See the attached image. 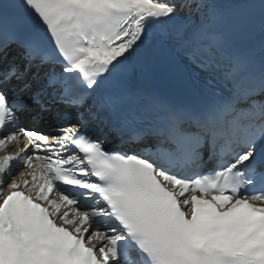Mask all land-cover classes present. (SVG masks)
I'll use <instances>...</instances> for the list:
<instances>
[{
    "label": "snow or ice",
    "instance_id": "6c2138e0",
    "mask_svg": "<svg viewBox=\"0 0 264 264\" xmlns=\"http://www.w3.org/2000/svg\"><path fill=\"white\" fill-rule=\"evenodd\" d=\"M259 142L264 0H0V264H264Z\"/></svg>",
    "mask_w": 264,
    "mask_h": 264
},
{
    "label": "bare ground",
    "instance_id": "6f19581e",
    "mask_svg": "<svg viewBox=\"0 0 264 264\" xmlns=\"http://www.w3.org/2000/svg\"><path fill=\"white\" fill-rule=\"evenodd\" d=\"M31 115L30 114H26V120L25 121H22V125H26V124H30V120L28 119ZM51 122V121H49ZM22 143H23V140H22ZM16 149L13 148V147H10L9 151H15ZM19 170L21 169H17L16 171L18 172ZM15 174V173H14Z\"/></svg>",
    "mask_w": 264,
    "mask_h": 264
}]
</instances>
